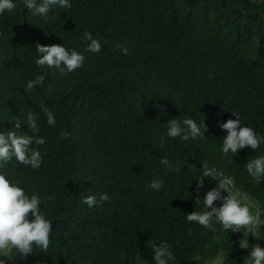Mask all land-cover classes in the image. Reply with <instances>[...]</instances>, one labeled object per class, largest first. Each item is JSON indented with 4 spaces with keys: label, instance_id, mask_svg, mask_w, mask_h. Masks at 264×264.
<instances>
[{
    "label": "trees",
    "instance_id": "trees-1",
    "mask_svg": "<svg viewBox=\"0 0 264 264\" xmlns=\"http://www.w3.org/2000/svg\"><path fill=\"white\" fill-rule=\"evenodd\" d=\"M72 4L50 9L44 19L19 0L14 12L0 16V127L11 128L7 119L35 111L40 135L47 137L38 146L40 168L13 159L6 170L29 194L41 196L53 227L47 253L14 256L10 264H135L137 255L143 264H154L150 243L161 237L171 246L174 264H210L221 254L222 264H246L252 248L242 249L240 242L246 238L256 244L260 235L223 231L219 224L211 230L186 217L203 207L215 182L204 177L197 195V178L208 165L231 178L264 220V177L257 182L246 172L247 162L264 154V146L261 152L245 148L228 156L221 151L227 135L221 125L236 119L234 112L264 135V0ZM85 32L101 41L100 53L86 51ZM37 44H64L83 53L85 62L71 73L38 68ZM140 58L146 59L142 68ZM39 77L41 85L26 89ZM168 81L174 89L186 88L183 104L167 113L169 120H203L205 137L187 144L161 140L168 122L153 92ZM42 106L55 113V128L47 124ZM130 155L145 167L126 175L121 167ZM163 157L183 167L170 171L160 165ZM88 163L98 169L92 175L100 185L97 198L111 197L91 208L79 201L80 169ZM153 179H163L164 188L148 187ZM256 231L264 233V223Z\"/></svg>",
    "mask_w": 264,
    "mask_h": 264
},
{
    "label": "clouds",
    "instance_id": "clouds-1",
    "mask_svg": "<svg viewBox=\"0 0 264 264\" xmlns=\"http://www.w3.org/2000/svg\"><path fill=\"white\" fill-rule=\"evenodd\" d=\"M22 2L25 9L30 11L33 16H40L44 19L48 18L50 9L56 6L63 9L73 7L72 0H42L39 4H37V0H22ZM18 3L19 0H0V16L14 12ZM83 35L88 42L86 51L93 54L100 53L101 41L94 38L91 32H85ZM122 51L127 53L128 49L122 48ZM144 60L146 59H137L140 68L145 65ZM34 62L38 68L47 66L62 73H71L83 66L85 56L74 48H66L64 44L50 46L37 44ZM146 71H148L147 65L144 67V73ZM175 77L179 78L178 75ZM42 83L43 77L30 80L26 89H32ZM185 90L184 87L174 89L172 83L168 81L161 84L155 93L153 92V100L156 99L160 105H163L162 115L163 118H167L168 122L167 131L161 136V140L165 137L175 138L182 141V144H187L192 143L188 142L191 139L205 137L207 126L203 120L198 121L187 116L181 119L169 120L168 118L167 113L170 110L183 104L185 99L181 97ZM42 111L47 124L55 128L57 125L55 113L47 106H42ZM233 114L237 117L236 119H229L221 125V128L227 132L222 141L221 151L223 154L228 156L245 148L263 151L264 135L257 133L253 127L245 124L239 113L234 112ZM7 120L12 122V127H0V264L12 263L11 261L7 263L6 258L14 256H21L25 259L26 256L37 250L47 253L53 230L52 220L48 217L47 212L42 210L41 206L44 201L41 196L38 193L29 194L21 186L23 184L9 178L6 170V165L13 159L31 169L41 167L43 152L41 153L38 146L45 145L47 137L40 135L39 114L35 111H28L23 116ZM22 124L27 125L26 130L22 129ZM61 137L67 139L68 134L62 133ZM182 162L186 164L187 161L182 160ZM159 163L170 171L173 167H176L177 170L183 167L174 164L167 157L161 158ZM143 167L145 166L142 160L130 155L121 168L128 175L141 171ZM97 170L93 163H88L87 166L80 169V173L83 175L80 181L83 180V182L79 185L82 188L79 201L90 208L111 200L107 193L99 194L98 198V194H95L100 185L92 175L97 173ZM246 172L250 178L259 182L264 177V154L250 159L246 164ZM204 177H211L215 179V182L211 184L212 189L207 191L204 196L203 207L188 214L187 221L211 230H215L214 226L219 224L222 225L223 231L237 232L243 229L245 233L254 232L259 236L260 233L256 231L257 226L264 223V220L261 219L260 208L249 201L248 197L235 187L231 178L225 176L222 170L208 165H205L203 175L197 178V195L204 188ZM148 187L160 191L164 188V181L163 179H153ZM196 203L199 206L201 201L197 199ZM239 246L242 249H247L249 240L242 239ZM150 248L153 252L154 264H174L175 256L171 246L162 237L159 241H151ZM214 259L217 264H222L223 254ZM135 264H143L139 255L135 257ZM246 264H264V247L259 245L253 247Z\"/></svg>",
    "mask_w": 264,
    "mask_h": 264
},
{
    "label": "rangeland",
    "instance_id": "rangeland-1",
    "mask_svg": "<svg viewBox=\"0 0 264 264\" xmlns=\"http://www.w3.org/2000/svg\"><path fill=\"white\" fill-rule=\"evenodd\" d=\"M263 239H264V233L262 232V234H260L259 241L256 244H253V245L249 244V247L253 248V247L257 246V245L264 247V240ZM246 250H248V249H246ZM6 259H7V263H8V261H10V258H6ZM210 264H217V261L216 260L211 261Z\"/></svg>",
    "mask_w": 264,
    "mask_h": 264
}]
</instances>
